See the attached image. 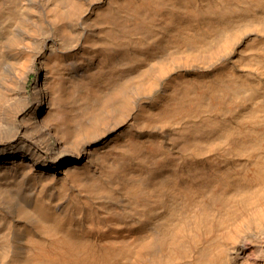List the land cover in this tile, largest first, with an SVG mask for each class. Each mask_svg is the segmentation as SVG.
<instances>
[{"label":"bare ground","instance_id":"bare-ground-1","mask_svg":"<svg viewBox=\"0 0 264 264\" xmlns=\"http://www.w3.org/2000/svg\"><path fill=\"white\" fill-rule=\"evenodd\" d=\"M262 37L264 0H0V264H264Z\"/></svg>","mask_w":264,"mask_h":264},{"label":"rangeland","instance_id":"rangeland-1","mask_svg":"<svg viewBox=\"0 0 264 264\" xmlns=\"http://www.w3.org/2000/svg\"><path fill=\"white\" fill-rule=\"evenodd\" d=\"M249 54L248 61L249 64L253 67L259 66L264 69V37L259 38L256 41H249V47L247 49ZM36 77L35 71H32L29 76V86H31L32 82ZM264 118V112L258 114V119Z\"/></svg>","mask_w":264,"mask_h":264}]
</instances>
